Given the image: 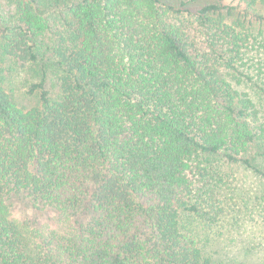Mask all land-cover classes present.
I'll return each mask as SVG.
<instances>
[{"label": "trees", "instance_id": "1", "mask_svg": "<svg viewBox=\"0 0 264 264\" xmlns=\"http://www.w3.org/2000/svg\"><path fill=\"white\" fill-rule=\"evenodd\" d=\"M263 4L0 0V264H244L205 245L232 167L264 180Z\"/></svg>", "mask_w": 264, "mask_h": 264}, {"label": "rangeland", "instance_id": "2", "mask_svg": "<svg viewBox=\"0 0 264 264\" xmlns=\"http://www.w3.org/2000/svg\"><path fill=\"white\" fill-rule=\"evenodd\" d=\"M188 1L192 6H199L213 0ZM262 10L264 12V4ZM263 37L264 32L261 38ZM3 65L5 68L15 66L12 60H7ZM3 74L7 77L9 88L13 89L14 95L23 106L35 102V99L27 94L31 84V73L15 67L10 74L8 72ZM232 176L235 178L232 183L234 200L230 203L236 211L229 219H220L213 228L207 230L205 249L217 262L223 260L244 264L264 263V180L243 165L233 166ZM12 214L16 220L29 221L33 227L41 230H50L58 226L54 210L36 208L25 199L15 200ZM205 232L206 230L202 229L201 237L205 236Z\"/></svg>", "mask_w": 264, "mask_h": 264}]
</instances>
